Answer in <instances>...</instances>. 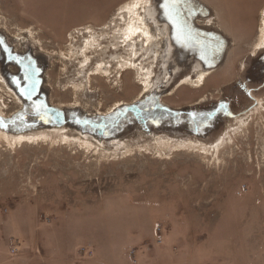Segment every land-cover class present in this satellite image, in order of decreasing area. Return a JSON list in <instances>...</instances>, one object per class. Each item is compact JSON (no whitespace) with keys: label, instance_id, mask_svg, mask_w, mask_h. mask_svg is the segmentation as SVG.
<instances>
[{"label":"rangeland","instance_id":"rangeland-1","mask_svg":"<svg viewBox=\"0 0 264 264\" xmlns=\"http://www.w3.org/2000/svg\"><path fill=\"white\" fill-rule=\"evenodd\" d=\"M126 1L0 0V27L49 53L53 103L106 112L145 91L148 55L132 64L125 46L122 63L97 61L80 81L100 40L92 30L79 37L90 21L125 28L130 19L116 12ZM204 1L232 45L200 87L163 98L173 107L222 97L260 42L264 0ZM18 106L0 82V111ZM236 114L208 142L142 139L117 153L60 137L0 138V228L10 219L35 234L26 247L25 232L1 243L3 263L26 254L19 264H264V97Z\"/></svg>","mask_w":264,"mask_h":264},{"label":"water","instance_id":"water-1","mask_svg":"<svg viewBox=\"0 0 264 264\" xmlns=\"http://www.w3.org/2000/svg\"><path fill=\"white\" fill-rule=\"evenodd\" d=\"M158 3L159 7L147 9L146 17L165 28L167 44L159 53L161 63L154 64L153 82L137 99L103 113L52 104L45 89L49 53L41 52L29 37H12L0 29V81L23 106L10 115L0 114V131L9 136H79L107 152H118L142 139L213 140L227 120L239 117L232 102L246 86L243 75L229 86L226 97L215 101L173 107L162 98L177 85L178 77L198 78L221 67L231 40L217 27L196 23L197 18L209 19L213 13L201 0ZM20 40L25 41L26 52L17 47Z\"/></svg>","mask_w":264,"mask_h":264},{"label":"flooded vegetation","instance_id":"flooded-vegetation-1","mask_svg":"<svg viewBox=\"0 0 264 264\" xmlns=\"http://www.w3.org/2000/svg\"><path fill=\"white\" fill-rule=\"evenodd\" d=\"M201 1L205 3L204 0H201ZM153 7H159L158 0H147V2L144 4V8H146V11L148 8L152 9ZM143 14H144V12H143ZM119 19H121V17H119ZM142 21L144 22V27L147 28L152 39H151L148 46L145 42V40H146L145 36L141 37L139 33H137L134 36L133 40H134V42L136 41L135 43L138 47H142L143 45L148 47V52H147L148 56L147 57H148L149 63L154 62V64H160L162 60H160L161 57H159V53L161 52L162 49L165 48V46L167 44V35H166L165 28L162 25L156 24L157 20H155V19L150 20V18L146 17L145 14H144V17H142ZM203 22H204L203 18H197L196 19V23H198L199 25H203ZM110 24H111V26H108V27H106L107 25L103 26V27L102 26L97 27V26L93 25L92 23H89V24H86V26H84V28L82 27L84 29V31H83L84 34L82 33V36L79 37V38H81L80 39L81 42L83 43V41L87 40V36H91L89 34V31L92 30V32H97V35H98L97 38L100 40V43H99L100 46L98 47L97 50H100V51H95V53H91V57H93V59H92L93 61H91V59H90V62L85 67V71L82 70L83 76L81 77L80 81H82L84 79V77L86 75L85 74L86 69L88 70L89 68H93L94 66H96L98 63L97 61L106 62L107 64L103 63L105 66H111V67L116 66L118 64V58H119L118 56L123 55L125 53L126 49H124V48H125L126 43L124 42L122 32L119 31V29L122 25V21L121 20H116V21L112 20L110 22ZM104 28H105V30L103 31ZM0 29H2V28L0 27ZM98 32L101 34H99ZM85 34H86V36H84ZM12 37H17V36H12ZM140 38H142V39H140ZM24 43H25L24 40H20L19 43H17V47H19L20 50L26 52L27 50H26V48H24ZM256 45L257 44L255 42L252 43L251 47H250L251 50H249L247 52V57H246L247 61H246V66L244 67V73H243L244 80L246 82V86L242 90L241 96H237L232 102V110L234 113L241 112L243 110H247V112L252 111V109L259 106L260 98L264 97V46H263V48H258L257 51H254V49L256 48ZM35 46L41 52L47 53V51L45 50L43 45L35 44ZM157 50H160V52L155 53V52H157ZM99 54H101V57H98ZM49 65H50V61H48L46 63V71L50 68ZM0 70H2V67H0ZM13 71L17 72L18 70L16 67H13ZM239 78L240 77L234 79L232 81L233 82L232 84H235L236 82H238ZM178 79L180 81L172 89V91L167 95L173 94L177 88L186 84V83L183 84V82H182L185 79L184 77L182 79L180 77H178L177 80ZM229 84L231 85V82L228 83V85L226 84L224 86L222 97L216 98L213 101L226 97L228 89L230 88ZM45 85H46L45 89L48 90V93L50 96L51 90L49 89V84L47 82L46 77H45ZM12 94L14 95L13 92H12ZM167 95H165V96H167ZM211 99H213V96ZM50 100H51V97H50ZM51 103L55 104L52 101H51ZM55 105H59V104H55ZM62 105H64V104H62ZM71 105H73V104H71ZM78 106H82V105L79 104ZM22 107H21V105H19L18 109L22 108ZM98 112L103 113L102 111H98Z\"/></svg>","mask_w":264,"mask_h":264},{"label":"bare ground","instance_id":"bare-ground-1","mask_svg":"<svg viewBox=\"0 0 264 264\" xmlns=\"http://www.w3.org/2000/svg\"><path fill=\"white\" fill-rule=\"evenodd\" d=\"M146 2H147V0H130V1L126 2L119 9V13H120L122 19L124 18V17H122V15H126V17H128L130 19V21L126 24V27L125 28H123V26L121 25L119 31L122 32V35H123V38H124V42L126 43L127 47L130 49V52L128 54V58L127 59L130 62H132V64H134V56L137 55L139 52H143L144 49H145L144 55H148L147 54L148 47H146V46L143 45L142 47L139 48L136 45V43H135L136 41L134 42V40H133L134 39V36L137 33H139L141 37H144L145 36V38H146L145 42H146L147 46L149 45V43H150V41L152 39V37L150 36V33L148 32L147 28L144 27V22L142 21V17H144V14L146 16V8H144V4ZM143 12H144V14H143ZM124 13H126V14H124ZM262 14H263V16H262V19H261V28H259V30L261 29L260 42L257 43L256 48L254 49V51H257L258 48H263V46H264V10H263V13ZM203 25L211 26V27L214 26V27H217L218 29H220L221 31H223V29L221 28V26L216 22V20H215V14L214 13H212V16L209 19H204ZM140 39H142V38H140ZM231 45H232V41H231L230 47H231ZM158 52H160V50H157V52H155V53H158ZM118 57H119L118 58V63L119 64L122 63V61L124 59H126L124 55H119ZM145 58L147 60H145L144 62H142L141 68L148 70L147 75H146V78H145V83H144L145 90H147L150 87L151 83L153 82L154 62L150 63V66L151 67H149V65H147L148 64V57H145ZM209 74L208 73L202 74L198 78L187 77L182 82H183V84L186 83V84H188L190 86L200 87L204 83L206 77ZM2 85H3V87L6 90H8L3 83H2ZM8 91H10V90H8ZM121 103H123V102L116 103L115 105L121 104ZM73 105H79V104H73ZM83 107L86 108V109H89L86 106H83ZM93 110H96V109L93 108ZM0 114L1 115H5V116L6 115H10L8 113H5L4 111H0ZM49 136L54 137L56 139L58 137H60L63 140H78V141L83 142L86 145H89L91 147H94L96 150H99L102 153H110V151L107 152V151H105L103 149H100V148L95 147V145L92 142H90L89 140L83 139V138H81L79 136H77V137L68 136V135H62V136H55L54 135L53 136L50 133H41L39 135H30V136H28V135L9 136V135H7V134H5V133H3V132L0 131V138H3V139H5L7 141H10V142L32 141V140L41 139V138H45V137H49ZM159 139H164V137H160ZM168 139L173 140V141H178L179 140V139L178 140L177 139L175 140V139H173L171 137L168 138ZM180 141L181 142H187V140H184V139H182ZM190 142H192V141H190ZM128 146H129V144H127V145L125 144L124 145V148H127ZM117 151H119V150H117ZM114 153H117V152H114Z\"/></svg>","mask_w":264,"mask_h":264},{"label":"crops","instance_id":"crops-1","mask_svg":"<svg viewBox=\"0 0 264 264\" xmlns=\"http://www.w3.org/2000/svg\"><path fill=\"white\" fill-rule=\"evenodd\" d=\"M128 1H130V0H127L126 2H128ZM125 2V3H126ZM124 3V4H125ZM123 4V5H124ZM122 5V6H123ZM121 6V7H122ZM119 9L120 8H118V10H117V12L116 13H119ZM112 17V16H111ZM110 17V18H111ZM110 18H107V20L105 21V22H108L109 21V19ZM91 23H92V21H90ZM96 23L97 21H93V23ZM105 22H103V23H99V24H105ZM11 217V216H10ZM9 218V217H8ZM10 222L8 223V224H6V225H4L3 227L1 226V228H0V235H1V237H0V244L1 243H10V242H12V240H13V242L15 241V236H14V232H25L26 233V236H24L25 237V240L23 241L24 242V245H22L23 244V242H22V244H21V246L22 247H26L28 244H27V241L26 240H28V241H32V239H33V236L35 235L34 234V232H32L31 230H30V228H28V226L29 225H26V224H24V228H23V226H21V225H19V227H18V225L16 226L14 223H13V220H10V219H8ZM22 222V221H21ZM22 223H24V222H22ZM15 243V242H14ZM22 250H23V248H22ZM26 254H21L20 255V258H18V260H14L13 262H11V263H3V261H2V257H3V253H2V248H0V264H19V260L21 259L22 260V257H24Z\"/></svg>","mask_w":264,"mask_h":264},{"label":"built area","instance_id":"built-area-1","mask_svg":"<svg viewBox=\"0 0 264 264\" xmlns=\"http://www.w3.org/2000/svg\"><path fill=\"white\" fill-rule=\"evenodd\" d=\"M17 249L16 248H13V251H16Z\"/></svg>","mask_w":264,"mask_h":264}]
</instances>
